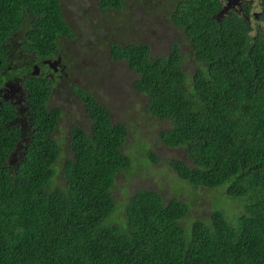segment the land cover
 Masks as SVG:
<instances>
[{
	"label": "trees",
	"instance_id": "trees-1",
	"mask_svg": "<svg viewBox=\"0 0 264 264\" xmlns=\"http://www.w3.org/2000/svg\"><path fill=\"white\" fill-rule=\"evenodd\" d=\"M97 1L102 12L124 6ZM6 2L2 23L33 20L35 41L80 40L59 0ZM169 2V18L198 63L191 75L176 43L157 56L145 42L106 43L110 60H124L136 74L133 88L146 97V114L167 121L160 143L184 148L190 159L167 160L173 196L165 200L157 183L131 191L128 182L116 183L161 159L144 141L124 149L128 127L113 122L87 90L74 92L89 130L75 125L63 143L48 138L49 89L38 86L29 97L30 142L13 164L6 159L20 132L0 126V264H264V24L252 32L237 11L217 18L218 0ZM259 16L264 23V2ZM209 191L216 193L213 210L185 227L182 219Z\"/></svg>",
	"mask_w": 264,
	"mask_h": 264
},
{
	"label": "rangeland",
	"instance_id": "rangeland-1",
	"mask_svg": "<svg viewBox=\"0 0 264 264\" xmlns=\"http://www.w3.org/2000/svg\"><path fill=\"white\" fill-rule=\"evenodd\" d=\"M169 1L126 0L125 2L124 0V6L120 10L102 12L97 0H63L68 11L74 16L78 15L76 24H78L80 40L67 42L76 44L79 49L76 57L81 59L79 76L75 78L73 84L89 90L94 96L96 94L101 100L95 96L96 99L109 109L113 122L125 123L129 134L124 149L133 150L132 146L137 140L144 141L145 147L155 151L161 159L156 164H147L142 172L132 175L131 181H126L122 175H118L116 183L121 186L124 182H128L130 191L135 186L153 187L157 183L163 186L165 200L173 196L169 193L171 184L169 174L175 175L167 164V160H181L190 164V159L184 148H169L160 143L158 133L168 127L167 121L151 118L146 114L144 110L146 97L133 88L136 74L128 69L124 60H110L106 42L110 37L120 44L145 42L150 47L151 56L168 54L172 44L176 43L180 52L185 55L183 69L191 75L198 67V63H195L187 37L169 18L171 10ZM249 1L246 0V2ZM117 22L118 27L115 25ZM257 23L259 26L264 24L252 17L251 26L254 27ZM66 86L65 83L62 96L64 100L59 99L64 107L60 131L65 141L68 138V126L71 122L78 123L85 130H88L90 126L83 102L74 93H70L68 97ZM165 167L170 170L169 174L165 172ZM61 178L59 176V184L63 182ZM209 193L210 195L205 193L189 211L188 217L182 219L181 222L185 227L200 216H208L213 210L212 203L216 193L212 191ZM114 194L116 199H121V189H116ZM177 196L179 199L188 197L186 193H179Z\"/></svg>",
	"mask_w": 264,
	"mask_h": 264
},
{
	"label": "flooded vegetation",
	"instance_id": "flooded-vegetation-1",
	"mask_svg": "<svg viewBox=\"0 0 264 264\" xmlns=\"http://www.w3.org/2000/svg\"><path fill=\"white\" fill-rule=\"evenodd\" d=\"M229 2L232 0H218L221 9L230 5L227 12H223L224 15L230 11H237L241 16H246L249 22L252 17L257 22L260 20L261 4L264 0H250L249 2L238 0L235 4H229ZM6 4V0H0V33L7 29L6 35L0 37V126H13L20 132L18 139L14 140L13 150L6 159L7 164H13L22 157L24 149L30 142L32 125L29 97L30 93L38 86L49 89L45 106L49 112L53 129L47 134V137L58 143L65 142L64 135L60 131L64 114V107L60 100H64L62 96L65 83L67 84L65 89L68 97L70 93L77 95L74 89L81 88L78 84H73L75 78L79 76L81 59L76 57L79 52L76 44L74 42L67 43L76 39L57 35L51 46H49V40H43L44 37L35 41L30 34L33 20L27 17H22L18 25L13 26L11 21L4 25L1 20V12L4 13ZM59 5L65 21L76 36L78 15H72L63 0H59ZM5 18L8 19L6 16ZM261 27L262 25L259 26L257 23L251 27V31L257 32L261 30ZM95 96L101 100L96 94ZM54 112L57 113L55 120L52 117ZM75 125L79 124L76 122L69 124L67 137H70V131Z\"/></svg>",
	"mask_w": 264,
	"mask_h": 264
},
{
	"label": "water",
	"instance_id": "water-1",
	"mask_svg": "<svg viewBox=\"0 0 264 264\" xmlns=\"http://www.w3.org/2000/svg\"><path fill=\"white\" fill-rule=\"evenodd\" d=\"M238 0H232V2H229V4H235ZM230 5L226 6L225 8H223L219 13H218V17L224 12L227 10V8H229Z\"/></svg>",
	"mask_w": 264,
	"mask_h": 264
},
{
	"label": "clouds",
	"instance_id": "clouds-1",
	"mask_svg": "<svg viewBox=\"0 0 264 264\" xmlns=\"http://www.w3.org/2000/svg\"><path fill=\"white\" fill-rule=\"evenodd\" d=\"M169 148H175V147H169ZM184 162V161H183ZM186 163V162H185Z\"/></svg>",
	"mask_w": 264,
	"mask_h": 264
}]
</instances>
